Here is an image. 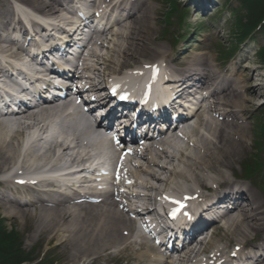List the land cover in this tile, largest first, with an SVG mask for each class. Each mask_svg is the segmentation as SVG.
I'll list each match as a JSON object with an SVG mask.
<instances>
[{"label":"bare ground","instance_id":"1","mask_svg":"<svg viewBox=\"0 0 264 264\" xmlns=\"http://www.w3.org/2000/svg\"><path fill=\"white\" fill-rule=\"evenodd\" d=\"M19 1L43 18L51 16L61 18L63 12H69L71 7L68 6L73 2V0ZM114 1L92 0L89 3L96 5V8L108 4L106 6H110V14L115 12V22L107 30L96 34L97 40L92 41V47L95 48L96 45L104 47L103 41L101 40L99 44L98 41L104 36L105 31L111 33L112 40L119 39L113 42L117 50L108 51L110 59L99 58L104 59L103 61L111 68L110 74L119 73L114 69H120L128 62L138 60L146 53L155 51L165 37L163 23L170 20L162 16L161 10L147 4V0H121L117 3ZM31 25L32 31L29 33L25 26L21 25L12 7L6 1L2 2L0 5V55L3 56L2 64L6 67L11 66L9 62L11 60L20 61L22 53L27 51V45L33 42L32 39L38 40L37 37L40 38L41 34H45L43 39L48 40L49 34L53 31L48 33V29L56 27L48 24L47 21L40 20L38 23L31 22ZM11 35H17V39L10 40ZM34 45L37 48L32 49H37V55L42 54L43 49H40V45L38 43ZM204 55L184 54L181 60L175 58L169 62L168 56L162 55L161 60L156 59L140 64V67L159 66L152 70L154 75L163 73V80H158L157 85L156 78L143 68L141 77L143 89L150 92L156 86V89L166 91L180 83L182 84L180 88L183 90L208 92L210 100L205 111L210 116L223 121L219 123L217 120L208 118L202 110H198L196 114L181 123L182 129L188 128L192 119L197 124V127L191 130V136L187 141L188 144L191 138L194 139L191 146L175 148L174 132L164 135L155 143L154 151L156 152L150 149L147 151L145 157L147 166L137 172L138 175L145 176L144 179L136 177L138 181L136 187L144 193V196L137 198L143 210L154 216L152 208H154L156 197L161 190L165 191L162 193H167L166 186L173 185L172 190L169 191L178 192L192 187L198 190L209 189L211 185H215L217 189L212 192L215 198L223 204H229L232 208L220 217V229L224 232L223 236L213 243H207V247L202 250L201 248L195 250L198 244L195 242L194 247L184 245L185 252L175 251L174 255H170L172 258H161L158 254L151 253L153 249L149 243L134 232L128 213H121L116 205L110 202L111 199L106 198L99 205H76L71 202L70 196L62 198L50 190L36 192L34 188L38 184L31 186L16 183L18 176L42 175L58 170L62 156L68 151L67 139L82 149L87 148V146L85 148L81 146V144L87 145V141L90 145L94 144L93 135L100 139L98 133L101 129L100 124L97 123L95 128H90L87 122L82 123L85 117L81 116L75 108L71 109L73 113L71 116L64 114L66 109L70 108V103L45 104L34 111H26L16 116L18 119L15 120L12 131L7 129L4 121H0V212L3 216L19 222L21 226L28 225L33 240L36 238L44 240L47 245L54 243L59 249V255L64 258L65 264H97L99 261L107 264L114 257L125 258L127 264H190L201 253H208L214 244L222 242H225V245L220 249L217 248L213 257L216 255L222 257L232 245L236 244L242 251L249 249L241 255L243 264H264V205L258 201L249 186L239 185L237 190H232L235 184H229V176L233 174L234 165H240L245 161L244 156L250 148L257 147L244 115L249 108L248 102L253 96L252 92L255 90L258 93L259 89L251 88L250 83L245 82L240 76H230L232 70H239L237 63L217 72ZM98 57L95 53L88 56V58ZM162 60L165 61L164 64ZM2 64H0V78L9 75ZM163 65L166 68L165 71L162 70ZM174 65L181 66V69L174 68ZM90 69L95 72L93 75L85 77L81 71L78 74L94 87L95 82L100 80L98 69L88 66V63H83L81 66V70L90 71ZM184 82L193 87L187 88L183 85ZM24 86L27 88L26 85ZM20 88L24 90V87ZM32 90L36 91V88L32 87ZM183 95V93L180 94V96ZM200 107H204L203 104ZM181 111L182 109H177L173 117L174 121L183 118ZM164 112L165 117L168 111L164 110ZM148 114L153 121H160L155 117L154 110ZM52 119L57 120L56 134L59 136V142L54 143L55 136L50 137L47 149L39 154L33 146L22 147L19 138L25 133V129L35 126L44 133L47 129L46 121ZM23 120L31 124L23 126ZM158 146L164 148V152L160 153L158 149L156 150ZM56 148L59 149V153L55 152ZM169 148L172 152H165V149ZM85 156L86 153L76 152L73 161L81 162ZM139 167L142 166L139 165ZM168 167L171 169L168 170ZM163 176L165 178L162 179ZM150 181L159 182L161 190L153 187ZM151 191L156 193H147ZM218 200L214 202V205L209 204L213 211L217 210ZM215 225L214 221L209 228ZM217 227L214 228L211 236L220 232ZM0 228L2 230L0 245L4 247L10 243L9 235L19 236L14 227L8 228V233L4 232L3 225ZM198 231L199 228L183 238L191 241L193 238H189V235L195 234L193 237L196 238ZM0 253L5 256L14 255L11 251L5 252L4 249H0ZM176 255L178 256L175 258ZM21 260L23 257L17 261Z\"/></svg>","mask_w":264,"mask_h":264},{"label":"rangeland","instance_id":"2","mask_svg":"<svg viewBox=\"0 0 264 264\" xmlns=\"http://www.w3.org/2000/svg\"><path fill=\"white\" fill-rule=\"evenodd\" d=\"M154 1L155 2H152L151 0H148V3L149 4H154L156 6H160L159 8H161L160 0H154ZM177 1L180 2L181 0H177ZM0 3H1V0H0ZM206 16H207V14L204 13L203 17H206ZM202 19H203L202 17H197L196 20H195L192 17H189L188 18V23H190L192 26L197 24L198 31L201 32L200 35H198V37L199 38H203L204 40H206V38H208V35L211 32H213V28L217 27L219 29V26L218 25L215 26L213 23H210V22L202 21ZM200 26L203 27V30H202V27H200ZM210 36H212V34H210ZM101 53L104 55L105 54V50L102 49ZM256 65L257 66H264V63H261L259 61V58H258V59H256ZM255 107L256 106H252L250 108V111L247 114L248 116H251L253 113H256L257 111L260 110V107H258V110H256ZM261 111L264 112V107L261 109ZM249 122H251L252 124L253 123L255 124V122L252 119V117L250 118ZM252 124H251V126H252ZM253 150H254V148H251V150L249 152H247L245 155H250V154L254 153ZM0 220L4 221L2 225L5 227V229L8 230V228L10 229V227H14L15 231L18 232V234L20 236H22L23 247L21 248V250H24L25 252H30L31 253V254H27L28 255L27 257H25V255L23 253H20L22 257H25L27 259H31L32 261H34L33 259H36V258L40 257L41 260H45L46 259L49 262H53L54 260H57L58 264H65L64 258H62L59 255V249L55 247L54 243H50V244L47 245V242L44 241V240H40L38 238H36L35 240L32 239L30 227L28 225L27 226L26 225L25 226H21L19 222L17 223L13 219L5 218V216H3V214L1 212H0ZM15 241L16 240L14 239L12 241V244Z\"/></svg>","mask_w":264,"mask_h":264},{"label":"trees","instance_id":"3","mask_svg":"<svg viewBox=\"0 0 264 264\" xmlns=\"http://www.w3.org/2000/svg\"><path fill=\"white\" fill-rule=\"evenodd\" d=\"M0 264H3V262L0 261Z\"/></svg>","mask_w":264,"mask_h":264},{"label":"snow or ice","instance_id":"4","mask_svg":"<svg viewBox=\"0 0 264 264\" xmlns=\"http://www.w3.org/2000/svg\"><path fill=\"white\" fill-rule=\"evenodd\" d=\"M176 203H178V202H176Z\"/></svg>","mask_w":264,"mask_h":264}]
</instances>
